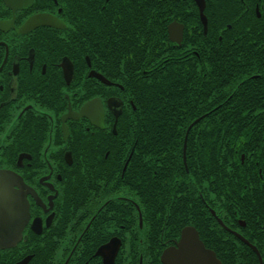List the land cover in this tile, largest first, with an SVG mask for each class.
Wrapping results in <instances>:
<instances>
[{
	"label": "flooded vegetation",
	"instance_id": "af4514ba",
	"mask_svg": "<svg viewBox=\"0 0 264 264\" xmlns=\"http://www.w3.org/2000/svg\"><path fill=\"white\" fill-rule=\"evenodd\" d=\"M190 1L163 9L153 0L121 7L120 0H0V171L15 175L7 181L16 193V204L0 214V232L13 227L3 221L8 212L22 221L20 238L0 247V264H164L163 252L184 231L219 264L229 253L242 254L239 264H264V55L246 52L261 37L230 31L226 54L179 71L192 74L182 81L191 87L201 65L216 70L200 94L181 97L187 110L179 117L165 113L159 143L134 132L140 118L132 114L130 89L146 78L150 61L128 70L124 56L105 62L87 48V31L108 26L110 12L131 14L136 26L158 19L169 45H182L185 30L203 32ZM208 1L206 30L240 28L249 11L256 18L264 11V0ZM173 25L179 44L169 38ZM183 50L179 58L198 57ZM222 107L227 118L207 117ZM122 115L127 129L119 133ZM145 122L147 131L150 117ZM216 122L246 143L241 167H229L224 181L215 180L212 160L200 175V157L214 152Z\"/></svg>",
	"mask_w": 264,
	"mask_h": 264
},
{
	"label": "trees",
	"instance_id": "16d2710c",
	"mask_svg": "<svg viewBox=\"0 0 264 264\" xmlns=\"http://www.w3.org/2000/svg\"><path fill=\"white\" fill-rule=\"evenodd\" d=\"M126 0H120L118 6L125 5ZM144 1V0H139ZM181 0H153V7H162L163 9L168 6L179 5ZM206 7L204 13L206 16H210L211 7L209 1L205 0ZM184 4L192 5L190 0H184ZM142 7H145V2L141 3ZM251 18L247 19V24L243 23L240 28L231 29L216 28L213 29L210 24L203 34L200 26L185 30L182 45L172 47L169 45L166 38V29L163 23L156 19L153 22L156 26L152 25V22L141 26H136L138 20L132 19V15L129 13H118L117 15L110 12L107 15V20L103 22L110 23L108 26H104L99 29L88 30L87 48L91 55L100 54L103 56L105 62H111L112 56L119 54L124 56L127 69L132 68L141 69L144 67V62L150 61V67L147 69V76L135 84L136 87L130 89L134 94L135 114L136 118H140V121L135 125L134 132L150 134L153 143H159L161 135L164 134V126L162 119L165 117V113L168 114V118H177L180 116L183 100L182 96H188L191 89L197 94H200L202 87L208 86V82L212 77L211 73H215L214 66H200L199 73L194 76L193 85L189 87L183 84L184 79L190 78L192 74L180 73L179 71H192L196 67L194 63L199 61L201 63H208V55L226 54V35L230 31L241 32L243 38L257 40L259 37L262 39V44L258 48H251L250 45L246 46L248 53H261L264 55V11L260 12V17L256 18L253 11H249ZM160 14L171 15L169 11H153L152 15L158 16ZM253 20V25L251 26ZM209 21V20H208ZM118 23L117 26L114 24ZM162 23V24H161ZM250 26V27H249ZM260 28L261 34H258ZM80 38V34L77 35ZM183 50L185 53H195L198 57L191 60H185L179 58V50ZM186 49V50H185ZM239 52V51H237ZM205 55L207 58H203ZM222 60V59H221ZM132 70V69H131ZM205 71V73L203 72ZM125 86H131L130 83H126ZM132 110V109H131ZM167 110V111H165ZM209 112L204 108H199L197 114ZM150 117V125L145 131L146 122L145 119ZM207 117L216 119H225L228 117L226 108H217L208 113ZM193 118V117H192ZM125 119L122 115L119 123V133L126 132L127 127L124 128V123L121 120ZM182 131L185 128V124L180 126ZM213 135H214V152L209 157H200V175L202 171L207 170L209 164L207 160L213 161L215 180H227L226 175L231 170H236L241 167L240 155L246 152L245 142L240 140H232L229 138L231 133L228 130V125L222 122L214 123ZM160 149V146H157ZM138 151H143L144 147H138ZM230 167V168H229ZM154 232H158V229H154ZM240 253H229L226 259H222L223 264L240 263ZM137 255H135V258Z\"/></svg>",
	"mask_w": 264,
	"mask_h": 264
},
{
	"label": "water",
	"instance_id": "95a60500",
	"mask_svg": "<svg viewBox=\"0 0 264 264\" xmlns=\"http://www.w3.org/2000/svg\"><path fill=\"white\" fill-rule=\"evenodd\" d=\"M193 1L199 10L200 20L203 26V33L205 34L206 33V18L203 15V10L205 7L204 0H193ZM168 34H169V38L171 41L177 44L180 43L181 41V29L180 28L177 29L174 25L171 27L169 26ZM9 176H10L9 173L0 171V214L4 213L9 208H12L14 204H16V193L15 192L13 193L11 190V184L15 183V181H12V182L7 181V177ZM14 176L15 175L11 174L10 177H14ZM6 182H7V185H3L4 183L6 184ZM8 213L12 215H10L8 218L3 219V221H5V223L13 225V227H10V232L8 234L0 232V247L14 245V243L20 238V235H21L22 221L18 220V218L16 217H13V215L17 214V212L13 211V212H8ZM184 233L185 231L181 234L180 239L178 243L176 244V247H170L163 252L161 256V260L164 264H166L167 260L169 259L168 254L170 253V251L179 249V245H180V242H181V239ZM197 243L201 246L198 239H197ZM208 258L210 260V264H219V262L215 259V256L213 254L208 253Z\"/></svg>",
	"mask_w": 264,
	"mask_h": 264
},
{
	"label": "snow or ice",
	"instance_id": "6c2138e0",
	"mask_svg": "<svg viewBox=\"0 0 264 264\" xmlns=\"http://www.w3.org/2000/svg\"><path fill=\"white\" fill-rule=\"evenodd\" d=\"M166 264H210L208 253L197 243L193 233L185 232L179 249L170 251Z\"/></svg>",
	"mask_w": 264,
	"mask_h": 264
}]
</instances>
